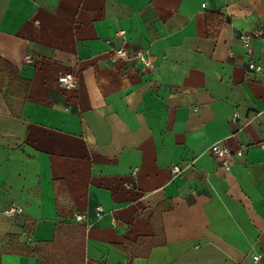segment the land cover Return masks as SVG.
<instances>
[{"label": "crops", "instance_id": "obj_1", "mask_svg": "<svg viewBox=\"0 0 264 264\" xmlns=\"http://www.w3.org/2000/svg\"><path fill=\"white\" fill-rule=\"evenodd\" d=\"M0 58L29 82L0 88V264H37L59 224L85 264H127L140 237L130 264H264V0H0ZM216 142L242 150L228 169Z\"/></svg>", "mask_w": 264, "mask_h": 264}, {"label": "trees", "instance_id": "obj_2", "mask_svg": "<svg viewBox=\"0 0 264 264\" xmlns=\"http://www.w3.org/2000/svg\"><path fill=\"white\" fill-rule=\"evenodd\" d=\"M28 85V80L20 78L14 72L13 66L0 58V88L6 87L9 95L19 96L27 92ZM144 239L140 237L135 241L123 240L119 244L128 255L127 264H130L134 257L147 254L146 250L151 244L144 246V252L139 250ZM28 253L37 254V264H85L84 230L81 227L59 224L51 240L28 250Z\"/></svg>", "mask_w": 264, "mask_h": 264}, {"label": "built area", "instance_id": "obj_3", "mask_svg": "<svg viewBox=\"0 0 264 264\" xmlns=\"http://www.w3.org/2000/svg\"><path fill=\"white\" fill-rule=\"evenodd\" d=\"M201 6H205V2L201 3ZM261 30H249V31H240L238 33V39L241 42V44L249 49L251 46L252 42L261 36ZM152 54L149 51V49H139V50H134L130 51L126 49L123 46H120L118 48H115L111 54H110V59L111 61H116V60H123L125 62H128L130 64L133 63H139L142 66L143 70H146L152 66ZM26 58H30V54L26 55ZM247 67L250 70H257L259 69V66L255 63L254 59L249 58L247 61ZM57 81L60 85L68 88V87H77L78 82L76 77L73 75L72 72H65L62 73L58 76ZM236 117V113L232 115V118L234 119ZM261 146H264V144H261ZM208 150L217 158L223 160V165L225 168L228 169V159L231 156H241L242 155V150L238 149L236 151H232L224 146H222L220 143H212L210 146H208ZM180 169L178 166H173L172 167V172L174 174L178 173ZM131 173L134 175L136 173L135 169H132ZM127 187H130L129 184L126 185ZM3 213L9 214V215H16L20 214L22 212V207L16 203V202H11L8 206H6L3 210ZM103 214V209L100 206H96L95 208V220L91 221L88 219V216L83 213V212H75L73 214V219L74 222L77 224H82L86 228L91 227L96 220H98L99 217H101ZM254 260L258 259V254H255L252 256Z\"/></svg>", "mask_w": 264, "mask_h": 264}]
</instances>
